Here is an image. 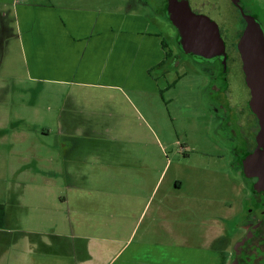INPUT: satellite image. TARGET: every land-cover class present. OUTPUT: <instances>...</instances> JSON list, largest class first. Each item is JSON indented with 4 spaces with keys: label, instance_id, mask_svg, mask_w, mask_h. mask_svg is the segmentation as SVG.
Listing matches in <instances>:
<instances>
[{
    "label": "crops",
    "instance_id": "crops-1",
    "mask_svg": "<svg viewBox=\"0 0 264 264\" xmlns=\"http://www.w3.org/2000/svg\"><path fill=\"white\" fill-rule=\"evenodd\" d=\"M114 1L121 2L0 0V54L7 49L3 59L10 62L0 60V64L13 65L15 58L28 78L70 86L75 92L124 93L128 89L157 93L168 89V68L153 71L169 55L152 17L138 2L140 10L116 8L110 5ZM99 124L114 130L113 124L108 127L104 121L85 123L86 138L60 133L58 149L53 147L47 154L39 147L19 150L10 146L8 154L12 157L38 161L32 172L25 171L24 177L32 180L25 178L29 184L18 187L13 204L30 201L27 194L33 192H51V183L60 175L53 165L62 160L56 153L59 146L67 145L63 139L70 138L72 164L78 140H86L89 150L115 141L97 135ZM96 150L97 155L85 150L84 185L76 180L74 170L63 174L70 178L72 232L27 228L9 213L11 224H0V264H227L226 230L222 234L204 226L191 234L185 228L188 208L195 213L198 205L188 207L182 201L180 194L187 187L183 179L174 178L170 185L168 181L160 187L164 170L154 168L141 154L133 152L119 158L103 152L99 155ZM1 191L15 192L13 187ZM49 199H53L52 194L43 198L44 203ZM220 216L208 222L217 225ZM192 235L197 237L195 242Z\"/></svg>",
    "mask_w": 264,
    "mask_h": 264
},
{
    "label": "rangeland",
    "instance_id": "rangeland-1",
    "mask_svg": "<svg viewBox=\"0 0 264 264\" xmlns=\"http://www.w3.org/2000/svg\"><path fill=\"white\" fill-rule=\"evenodd\" d=\"M154 1L161 0H148L149 3ZM221 1L229 16L225 27H229V39L234 43L241 28V20L235 7L228 0ZM135 2V0H121V2L114 1L110 5L126 9L131 6L146 11L142 7L139 8ZM239 2L245 11L257 17L264 27V0H239ZM154 18L152 16L153 25L157 27L166 42L165 49L168 52L169 45L177 42L176 30L166 17ZM6 51L7 49L0 54L2 58L0 60L10 63L9 59H3L6 57ZM10 54L13 52L11 51ZM180 59L181 61L174 65V61L168 57L159 65L160 67L153 70L158 72L168 68L165 76L170 83L169 88L157 93H140L128 89L124 90V93L115 90L104 94H91L82 90L75 92L71 91L70 86L42 83L28 78L24 66L15 58L11 60V62L14 60L13 65L0 64V135L2 136L0 190L7 187H13L15 190L14 193L0 192V224H11L12 218H16V222L23 223L27 228L71 233L69 218L70 215L72 216L74 205L69 199L71 190L70 178L67 174L69 175L71 169L74 170L76 180L84 185L83 175L88 158L85 150L97 155V147L100 151L99 155L103 152L102 154L108 157L125 158L133 152L141 154L142 159L147 160L146 162L154 168L164 170L159 182L160 187H165L168 181L170 185L174 178L183 179L187 187L180 194L182 201L188 204V207L198 205L195 207V213L192 212V208H188L186 212L188 216L186 220L184 219L185 228L191 234L196 230L202 231L204 226L207 230L213 227L215 232L220 230L222 234L225 233L228 229L226 220L220 221L217 225H211L208 221L220 215L223 216L222 219L228 213L231 215L242 196L243 187L237 175L238 168L234 165L232 153L234 140L233 143L228 139L215 142L209 131L211 126L208 107L204 106L206 102L204 90L207 86L204 68L210 62L218 66V59L194 61L186 54ZM237 78V81L230 86L231 100H228V104L236 112L240 108L238 97L247 95L242 74ZM103 121L106 126L113 124L114 133L99 124L96 126L97 135L104 134L113 137L115 141L110 145L93 146L89 150L86 140H78L77 151L72 152V156L74 154L72 164L70 138L63 139L62 143L67 145L61 149L59 146L56 157L59 156L62 160L52 164L54 168L56 165L60 170V175L56 176V183H51V192H33L29 196L27 194V198H31L30 201L20 200L19 203L13 204V198L18 194V187L32 180L31 177H24L25 171L32 172L38 161L31 157L28 159L12 157L8 154L10 146L19 150L27 146L39 147L47 154L53 147L58 149L56 145H59L60 133L65 137L75 136L76 133V139L86 138L85 123ZM51 153L54 154L53 151ZM64 171L67 172L65 177H63ZM169 190H172L170 186ZM58 193L62 199L57 197ZM51 194L53 199L44 203L43 198ZM7 197L8 201H6ZM65 197L68 198L67 201L63 199ZM229 205H232V211L227 210ZM23 206L26 208H22ZM9 213L12 218L8 217ZM239 234L240 231L230 237L223 236L227 248H231L232 239ZM192 239L195 242L197 237L194 238L192 235Z\"/></svg>",
    "mask_w": 264,
    "mask_h": 264
},
{
    "label": "flooded vegetation",
    "instance_id": "flooded-vegetation-1",
    "mask_svg": "<svg viewBox=\"0 0 264 264\" xmlns=\"http://www.w3.org/2000/svg\"><path fill=\"white\" fill-rule=\"evenodd\" d=\"M135 1L143 5L147 13L151 17H155L154 19H161L162 16L166 17L168 0L154 1V3H149L148 0ZM187 1L193 12L207 15L217 23L225 44L224 60L218 59V66H215L214 62H210L204 68L207 75L204 106L208 107V119L211 126L209 131L215 142L228 139L233 143L232 140H234L232 146L234 165L238 168L237 175L243 187L241 190L242 196L237 201L238 205H235L236 209L233 210L231 215L228 213L224 219H222L223 216H220L221 222L225 220L227 222L226 235L228 237L240 231V234L232 239L227 264H264V192L255 191L252 184L256 181V178H245L242 169L239 167L240 159L255 147V134L258 130L257 118L248 105L250 95L246 85V91L245 89L244 91L247 92V95L238 97L239 110L236 112L228 104L232 92L230 86L237 81L239 74H242L244 80L240 54L236 46L241 28L237 32L236 41L232 43L229 39V27H225V24L229 21L228 12L223 8L221 0ZM228 1L231 3L230 0ZM235 9L237 8L235 7ZM178 50L180 53H178ZM183 54L185 55L178 48L177 42L176 44L172 42V45H169L168 57L174 61V65L181 61L180 58ZM232 208V205H229L227 209L232 211Z\"/></svg>",
    "mask_w": 264,
    "mask_h": 264
},
{
    "label": "water",
    "instance_id": "water-1",
    "mask_svg": "<svg viewBox=\"0 0 264 264\" xmlns=\"http://www.w3.org/2000/svg\"><path fill=\"white\" fill-rule=\"evenodd\" d=\"M230 1L244 21L236 46L249 90L248 105L258 121L256 145L240 159L239 167L245 178H256L252 188L264 192V27L244 11L239 0ZM165 15L176 30L178 48L192 60H224L225 44L213 19L193 12L187 0H168Z\"/></svg>",
    "mask_w": 264,
    "mask_h": 264
},
{
    "label": "trees",
    "instance_id": "trees-1",
    "mask_svg": "<svg viewBox=\"0 0 264 264\" xmlns=\"http://www.w3.org/2000/svg\"><path fill=\"white\" fill-rule=\"evenodd\" d=\"M244 9V8H243ZM244 11H245V9H244ZM236 12H237V14H238V16H239V18H240V20H241V29H242V27H243V24H244V21H243V19L241 18V16H240V14H239V12H238V10L236 9ZM245 12H247V11H245ZM240 34V33H239ZM162 45H163V47L165 48L166 47V44H165V41L163 40V42H162ZM166 55L168 56L169 55V51L167 52L166 51ZM160 65V64H159Z\"/></svg>",
    "mask_w": 264,
    "mask_h": 264
}]
</instances>
